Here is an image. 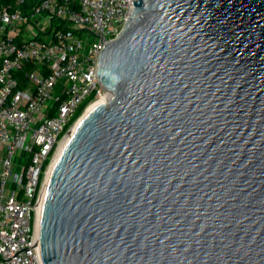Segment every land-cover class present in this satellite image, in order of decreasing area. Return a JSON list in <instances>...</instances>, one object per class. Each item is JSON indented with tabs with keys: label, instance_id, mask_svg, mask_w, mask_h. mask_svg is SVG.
Wrapping results in <instances>:
<instances>
[{
	"label": "water",
	"instance_id": "water-1",
	"mask_svg": "<svg viewBox=\"0 0 264 264\" xmlns=\"http://www.w3.org/2000/svg\"><path fill=\"white\" fill-rule=\"evenodd\" d=\"M134 3L46 184L42 264H264V0Z\"/></svg>",
	"mask_w": 264,
	"mask_h": 264
},
{
	"label": "built area",
	"instance_id": "built-area-1",
	"mask_svg": "<svg viewBox=\"0 0 264 264\" xmlns=\"http://www.w3.org/2000/svg\"><path fill=\"white\" fill-rule=\"evenodd\" d=\"M138 1L0 7V264H42L37 220L50 166L81 107L106 94L100 55Z\"/></svg>",
	"mask_w": 264,
	"mask_h": 264
},
{
	"label": "bare ground",
	"instance_id": "bare-ground-1",
	"mask_svg": "<svg viewBox=\"0 0 264 264\" xmlns=\"http://www.w3.org/2000/svg\"><path fill=\"white\" fill-rule=\"evenodd\" d=\"M110 98H111V96H110L108 93H106L101 99H99L98 101L94 102V103L89 107V109L92 108L93 106L97 105V104H100V103H107V102L110 100ZM75 127H76V126L73 127V130H74ZM73 130H72V131H73ZM71 135H72V132L69 133V135H68V136L62 141L61 146H60V148H59V150H58V153H57V155L55 156L54 161L52 162V164H51V166H50L49 173H48V178H47V182H48V179H49V177H50V175H51V173H52V170H53V168H54V166H55V164H56L58 158L61 156V154H62V152H63V150H64L66 144L68 143V141H69V139H70V137H71ZM46 184H47V183H46ZM45 187H46V186H45ZM44 192H45V188H44V191H43V195H42V198H41V202H42V199H43V196H44ZM41 202H40L39 209H38V220H39V213H40ZM38 220H37V229H38Z\"/></svg>",
	"mask_w": 264,
	"mask_h": 264
},
{
	"label": "trees",
	"instance_id": "trees-1",
	"mask_svg": "<svg viewBox=\"0 0 264 264\" xmlns=\"http://www.w3.org/2000/svg\"><path fill=\"white\" fill-rule=\"evenodd\" d=\"M16 1L17 0H0V7L3 6V5H12L14 7ZM34 2H35V0H25V4L23 6V10H24L25 13L28 10H30L32 8V6H34ZM31 69L27 68V70H31ZM85 106H86V104L80 109L79 113L77 114V118L81 116Z\"/></svg>",
	"mask_w": 264,
	"mask_h": 264
},
{
	"label": "rangeland",
	"instance_id": "rangeland-1",
	"mask_svg": "<svg viewBox=\"0 0 264 264\" xmlns=\"http://www.w3.org/2000/svg\"><path fill=\"white\" fill-rule=\"evenodd\" d=\"M82 107H83V106H82ZM82 107H81V108H82ZM79 111H80V110H79ZM79 111H78V113H79ZM78 113H77V114H78ZM83 114H84V113H82V115H83ZM82 115H81V116H82ZM81 116H80V117H81ZM72 130H73V129H72ZM71 132H72V131H71ZM71 132H70V133H71Z\"/></svg>",
	"mask_w": 264,
	"mask_h": 264
}]
</instances>
